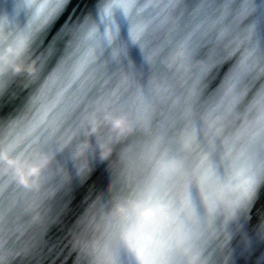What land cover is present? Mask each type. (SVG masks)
<instances>
[{
	"label": "clouds",
	"instance_id": "1",
	"mask_svg": "<svg viewBox=\"0 0 264 264\" xmlns=\"http://www.w3.org/2000/svg\"><path fill=\"white\" fill-rule=\"evenodd\" d=\"M0 264H264V0H0Z\"/></svg>",
	"mask_w": 264,
	"mask_h": 264
}]
</instances>
